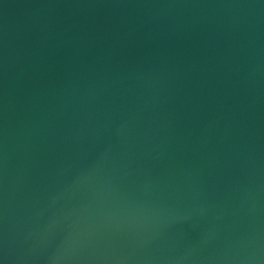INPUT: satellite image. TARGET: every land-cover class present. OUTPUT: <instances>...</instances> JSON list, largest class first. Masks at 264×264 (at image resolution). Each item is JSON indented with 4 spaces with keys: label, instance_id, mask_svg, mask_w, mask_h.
Returning <instances> with one entry per match:
<instances>
[{
    "label": "water",
    "instance_id": "water-1",
    "mask_svg": "<svg viewBox=\"0 0 264 264\" xmlns=\"http://www.w3.org/2000/svg\"><path fill=\"white\" fill-rule=\"evenodd\" d=\"M0 264H264V0H0Z\"/></svg>",
    "mask_w": 264,
    "mask_h": 264
}]
</instances>
